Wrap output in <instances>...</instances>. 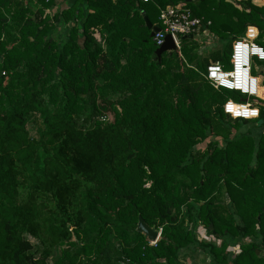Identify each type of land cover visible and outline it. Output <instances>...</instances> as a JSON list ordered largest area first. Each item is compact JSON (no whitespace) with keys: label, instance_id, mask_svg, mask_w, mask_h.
I'll use <instances>...</instances> for the list:
<instances>
[{"label":"trees","instance_id":"16d2710c","mask_svg":"<svg viewBox=\"0 0 264 264\" xmlns=\"http://www.w3.org/2000/svg\"><path fill=\"white\" fill-rule=\"evenodd\" d=\"M252 1L0 0V264H264V102L234 120L204 77L249 27L264 48ZM179 4L219 49L158 58L145 19Z\"/></svg>","mask_w":264,"mask_h":264},{"label":"built area","instance_id":"2783aa9c","mask_svg":"<svg viewBox=\"0 0 264 264\" xmlns=\"http://www.w3.org/2000/svg\"><path fill=\"white\" fill-rule=\"evenodd\" d=\"M144 3L150 0H140ZM161 27L154 36V42L160 48L168 36H171L176 50L181 51L183 38L202 34L203 21L194 18L189 9L183 4L168 6L160 12ZM211 23L209 22L208 25ZM209 34L208 31H204ZM257 29L249 27L244 37L238 39L231 54V69L225 70L219 62L207 66L205 79L216 90H230L247 97L246 100L235 102L228 100L224 113L234 120H256L260 117V108L256 103H251L252 98L259 97L261 90L259 79L252 75L253 59L264 61V48L256 42ZM207 241H210L209 239ZM157 244V243H156ZM151 244V245H156ZM235 250V254L239 253Z\"/></svg>","mask_w":264,"mask_h":264},{"label":"rangeland","instance_id":"374dc122","mask_svg":"<svg viewBox=\"0 0 264 264\" xmlns=\"http://www.w3.org/2000/svg\"><path fill=\"white\" fill-rule=\"evenodd\" d=\"M66 8V5L65 3L64 4H59L58 6V9H54L53 11L52 10H48L45 12L46 15H50L51 14H55L56 12H60L62 11L63 9ZM258 35H259V31H258ZM258 35H257V38H258ZM256 38V40H257ZM194 40L197 41V43L200 45V53L202 54V56H207L209 51H212L213 49H219L220 48V44H219V40L218 38H215V37H212L211 34H197L196 37L194 38ZM253 63L255 64L254 67L256 69V72L259 73V71H261V69L263 68L262 65L259 64V62H257V59L254 58L253 59ZM234 97H238V99L241 101V100H246L247 97H244V96H241L240 93L238 92H235V91H232L231 93ZM233 100V98H231ZM264 102V96H259L258 98H252L251 99V103H256L258 106H260L262 103ZM40 125V123H39ZM39 125L37 124H33L31 126V134L33 137H36V133H37V129L39 127ZM262 129H255V132H258L257 134H260ZM236 131L234 130L233 133H235ZM205 145H202L201 148H204ZM197 235H198V238L199 240H204V241H207L208 239L210 240V242H216V244L219 246L221 244V241L220 240H217V239H214V237L211 236V234L204 228V227H199L197 229ZM28 239L30 240V242L38 249L41 250L42 252V247L39 243L38 240L32 238V237H28ZM247 243L248 241L250 240H245ZM238 247H239V244L231 247L229 249V252H236L235 250L238 251ZM38 259H39V256H38ZM52 260H48L46 261L47 264H52L51 262ZM209 261V259H208ZM206 261V262H208Z\"/></svg>","mask_w":264,"mask_h":264},{"label":"water","instance_id":"95a60500","mask_svg":"<svg viewBox=\"0 0 264 264\" xmlns=\"http://www.w3.org/2000/svg\"><path fill=\"white\" fill-rule=\"evenodd\" d=\"M145 21L147 28L151 31V38H154L155 34L159 32L160 29L153 26L147 18L145 19ZM185 39L192 40L194 39V37L190 35L183 38V40ZM175 50L176 48L174 45V41L171 36H168L165 40V43L160 48H158L157 56L158 58H160L164 53H172ZM210 230H213V226H210ZM137 232L144 235L150 244H156L159 241L162 233L161 229L150 227L141 217L139 218V222L137 225Z\"/></svg>","mask_w":264,"mask_h":264},{"label":"crops","instance_id":"0c3cea01","mask_svg":"<svg viewBox=\"0 0 264 264\" xmlns=\"http://www.w3.org/2000/svg\"><path fill=\"white\" fill-rule=\"evenodd\" d=\"M240 1H246V0H228L229 3L235 4V2H240ZM63 0H60V4L62 3ZM254 5L258 6V7H264V0H253L252 1ZM254 28V27H253ZM258 33V30H257ZM233 255H236L234 252H232ZM197 259V258H196ZM197 263L196 264H208V258L204 257L203 255L199 257V259L196 260ZM208 261V262H206Z\"/></svg>","mask_w":264,"mask_h":264},{"label":"bare ground","instance_id":"6f19581e","mask_svg":"<svg viewBox=\"0 0 264 264\" xmlns=\"http://www.w3.org/2000/svg\"><path fill=\"white\" fill-rule=\"evenodd\" d=\"M261 91V90H260ZM260 91H259V95H260Z\"/></svg>","mask_w":264,"mask_h":264}]
</instances>
